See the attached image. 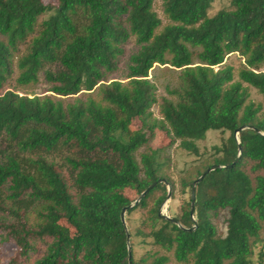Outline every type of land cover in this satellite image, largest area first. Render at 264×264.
Masks as SVG:
<instances>
[{
  "label": "trees",
  "instance_id": "trees-1",
  "mask_svg": "<svg viewBox=\"0 0 264 264\" xmlns=\"http://www.w3.org/2000/svg\"><path fill=\"white\" fill-rule=\"evenodd\" d=\"M213 1L162 0L163 25L155 0H0V91L17 69L20 87L42 77L52 93H0V264H167V255L136 256L144 227L179 263H250L264 221V111L243 83L264 97V0H230L210 14ZM132 38L127 80H108ZM233 53L245 59L238 80L224 65ZM157 64L180 71L171 97L158 98ZM131 112L141 129L131 130ZM243 125L254 128L236 134ZM211 130L228 136L181 178L179 212L169 215L179 224L162 215L168 189L157 182L125 211L126 220L148 210L130 229L121 212L133 201L121 190L132 180L139 194L159 179L176 191L162 151L143 154V165L137 151L164 131L197 156ZM215 164L195 185L192 216L193 183Z\"/></svg>",
  "mask_w": 264,
  "mask_h": 264
},
{
  "label": "rangeland",
  "instance_id": "rangeland-1",
  "mask_svg": "<svg viewBox=\"0 0 264 264\" xmlns=\"http://www.w3.org/2000/svg\"><path fill=\"white\" fill-rule=\"evenodd\" d=\"M162 0H155L154 8L158 12L159 16L163 20V25L169 23L168 18L164 14ZM230 5V0H214L212 3V7L209 11L210 14H214L222 8H228ZM23 47V46H22ZM139 46L136 43L135 39L132 38L125 44V52L120 57L119 68L116 72L108 76V80L118 79L122 81L127 80V72L128 65L130 63V56L138 50ZM24 49V47H23ZM245 59L242 58L239 54L233 53L229 55L224 63V65H230L234 68L235 78L239 79L238 72L244 66ZM264 70V65L260 68ZM179 73L180 71L173 69L170 65H155L153 69L150 71V77L152 81L157 85V95L160 99L161 97H171L168 93V87H175L179 84ZM18 70L13 75V78L10 79L5 86L4 90L11 89H19L22 92H27L30 94H52L48 92L49 85L44 81L41 77L38 83H32L30 85L20 87L17 83ZM244 86L249 87L250 91V99L255 103L263 104L264 111V97L262 94L258 92V90L254 87L249 86L247 83H243ZM0 91V93L4 92ZM153 110L157 116H160V106L156 103L153 106ZM127 119L129 122V126L131 130L136 131L143 127V118L140 114L136 112H131L127 114ZM228 136V133L223 131L211 130L207 133L206 137L202 140L197 141V144L200 149L199 155H194L181 147L180 141H174L166 132L159 131L157 134L150 140V142L141 147L137 153V159L141 165L143 154L151 153L153 149H160L162 151V157L168 159V163L164 166V173L174 181L176 184V191L174 195L166 199L161 207V212L164 215H172L179 212L180 200L182 197L180 181L184 176H188L190 172L194 171V168L198 165V162L205 157H209L212 155L214 149L213 147L219 145L224 138ZM8 142H6V145ZM63 153V152H62ZM62 153H57L55 155V160L58 165H63V160L61 157ZM29 158L35 156V153H25ZM67 171L66 168H64ZM190 171V172H189ZM138 172H136L137 174ZM254 174H252L253 176ZM168 191H171V186L167 184ZM121 192L127 196L133 202L139 197L138 190L136 188L135 182L132 180L130 184L121 190ZM160 195V192L157 194ZM188 196V195H187ZM153 204V201H150V206ZM147 209H137L131 215L127 217L125 222L129 225L130 229L134 232L141 227L142 219L147 216ZM215 223L219 229L220 233H224L225 224H224V215L221 214L216 220ZM262 223V229L260 231V236L258 241L253 246V254L250 258L249 264H258V260L260 258V252L262 250V245L264 244V221ZM60 224L65 227L70 234H74L75 228L71 225L66 219H62ZM145 234L135 235L134 237V245L136 256L139 257L142 253L146 251H151L153 253H158V255H167L169 256V262L167 264H183L176 261L174 254L172 251H167L159 246L152 244L151 238L146 236V233L149 232V228L144 227ZM190 264V263H187Z\"/></svg>",
  "mask_w": 264,
  "mask_h": 264
},
{
  "label": "water",
  "instance_id": "water-1",
  "mask_svg": "<svg viewBox=\"0 0 264 264\" xmlns=\"http://www.w3.org/2000/svg\"><path fill=\"white\" fill-rule=\"evenodd\" d=\"M254 128L253 126H248V125H243V126H241L240 128H238L237 130H236V134L239 132V131H241V130H243V129H245V128ZM257 131H260L259 129H257V128H255ZM239 156H240V154H239ZM239 156H238V158H239ZM237 158V159H238ZM226 166H231V165H226ZM222 166L221 165H217V164H215V165H212L211 167H209V168H207L199 177H198V179H196L195 181H194V183H193V187H192V203H191V215L193 216V212H194V203H195V185L198 183V182H200L202 179H203V177L207 174V173H209L210 171H212V170H214V169H217V168H221ZM157 182H165L166 184H168L169 185V183L167 182V180H165V179H159L158 181H156V182H154L153 184H151L145 191H143L140 195H139V197L134 201V202H132L131 204H129L128 206H126V207H124L123 209H122V212H121V219H122V221L123 222H125V211L127 210V209H129V208H131L133 205H135L139 200H140V198L142 197V196H144L153 186H155L156 184H157ZM170 197V190L168 191V198ZM166 219H168V220H170V221H173V222H175V223H177V224H179L178 223V221L177 220H175V219H173L172 217H170L169 215H164V214H162ZM196 228V225L193 227V229H195ZM128 235H129V233H127ZM128 248H129V257L131 258V253H130V245L128 244ZM130 264H132V262L130 261Z\"/></svg>",
  "mask_w": 264,
  "mask_h": 264
}]
</instances>
